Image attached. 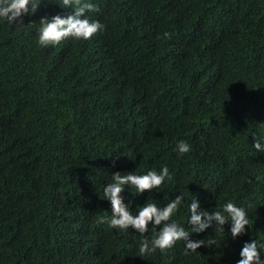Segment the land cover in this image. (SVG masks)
<instances>
[{"label":"trees","instance_id":"trees-1","mask_svg":"<svg viewBox=\"0 0 264 264\" xmlns=\"http://www.w3.org/2000/svg\"><path fill=\"white\" fill-rule=\"evenodd\" d=\"M88 2L106 28L87 41L39 45L40 19L72 11L61 0L23 24L0 19V264H237L253 239L264 261V153L252 147L264 143V0ZM211 67L218 83L201 93ZM164 166L160 188L125 186L134 215L183 193L172 220L186 231L194 197L208 212L245 207V233L213 224L190 233L205 243L195 252L178 241L140 256L151 224L141 235L100 222L112 173Z\"/></svg>","mask_w":264,"mask_h":264},{"label":"clouds","instance_id":"clouds-1","mask_svg":"<svg viewBox=\"0 0 264 264\" xmlns=\"http://www.w3.org/2000/svg\"><path fill=\"white\" fill-rule=\"evenodd\" d=\"M42 2L48 3V0H0V19L6 20L9 24H23V17L35 14ZM59 6L72 11L67 16L57 14L51 18L45 16L40 19L38 43L42 47L58 45L68 38L87 41L98 33H102L106 28L99 20L86 16L87 12L100 11L96 4L90 3L88 0H61ZM214 73L212 67L207 71L206 79L203 81L205 87L201 93L212 91L213 86L218 83L212 77ZM186 110L192 113L187 106ZM252 147L256 152L264 153V143L259 139L253 138ZM174 150L180 155L187 154L191 151V145L187 141L180 140ZM113 166H115V160H113ZM172 178L167 166L162 167L159 172L150 170L139 175L133 172L121 174L120 171L112 173V182L103 188L104 199L110 202L111 215L102 216L100 222L121 231L131 228L141 235L149 231L148 226L151 224L153 237L151 240H141L140 256L154 253L156 250L164 253L172 249L178 241L185 242V255H188L189 251L195 252L205 243L204 240H191L190 233H201L213 224L219 226L220 231H224L222 226L230 221V233L233 238L245 233V228L249 225L246 208L237 206L232 201L226 202L220 210L208 212L201 210L198 200L192 197L188 204L190 213L188 224L191 226V232H189L172 220L185 199L183 193L170 199L163 207L154 202L144 203L135 215L130 211L129 204L124 202V197L121 195L125 191V186L134 187L136 194H141L160 188L165 180L171 181ZM247 207H252V205L249 203ZM158 226L159 230L157 231ZM209 243L215 244L217 247L220 246L215 240ZM239 256L237 264H264L260 258V249L254 239L243 244Z\"/></svg>","mask_w":264,"mask_h":264}]
</instances>
